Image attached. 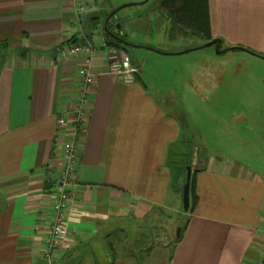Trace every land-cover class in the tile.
Wrapping results in <instances>:
<instances>
[{
  "label": "crops",
  "instance_id": "1",
  "mask_svg": "<svg viewBox=\"0 0 264 264\" xmlns=\"http://www.w3.org/2000/svg\"><path fill=\"white\" fill-rule=\"evenodd\" d=\"M83 5L0 0V264H264V178L226 158L193 170L190 138H180L185 117L176 115L185 111L173 102L167 111L137 75L124 82L105 73L103 32L94 37L83 23L97 30L101 21L82 20ZM208 7L211 35L225 49L264 53V0H208ZM74 40L94 45L95 81L78 136L67 234L48 259L62 165L56 121L75 106L81 79L80 62L58 53ZM187 163L193 208L175 233L158 217L183 194ZM162 227L173 240L156 248Z\"/></svg>",
  "mask_w": 264,
  "mask_h": 264
},
{
  "label": "rangeland",
  "instance_id": "2",
  "mask_svg": "<svg viewBox=\"0 0 264 264\" xmlns=\"http://www.w3.org/2000/svg\"><path fill=\"white\" fill-rule=\"evenodd\" d=\"M95 1L82 0L86 9L82 20L91 14L106 22L104 12L116 10L111 29L133 45L121 43L136 68L134 78L137 75V82L167 111L174 109L171 102L185 111L176 115L185 117L178 121L180 138H190L192 169L207 164L208 159L226 158L264 178V57L242 49L226 50L225 42L217 50L193 34L169 41L170 21L159 0ZM92 7L100 12H92ZM86 22L84 28L94 37L101 34L102 27L96 30ZM181 195L177 203L167 205L163 219L158 217V226L164 222L177 233L185 225L193 202L190 198L184 208ZM162 228L163 232L155 230L156 248L173 240V233L168 236Z\"/></svg>",
  "mask_w": 264,
  "mask_h": 264
},
{
  "label": "built area",
  "instance_id": "3",
  "mask_svg": "<svg viewBox=\"0 0 264 264\" xmlns=\"http://www.w3.org/2000/svg\"><path fill=\"white\" fill-rule=\"evenodd\" d=\"M80 9L82 7L80 6ZM105 46V41L101 42ZM106 61L105 73L113 74L124 82L133 80L136 68L131 65L130 57L122 50L115 47H108L103 51ZM95 47L90 42H77L62 47L58 53L60 60L76 58L79 63L80 82L78 87L77 101L73 108L57 117V124L63 130L61 135L66 133L61 145L62 167L56 176L57 195L52 204V221L50 224V235L44 247V253L49 254L52 247H57L63 236L67 234L64 224L65 211L68 205V192L73 186V177L76 172L77 156L79 152L78 136L81 123L87 116L85 106L89 97L91 86L95 81L93 71V57Z\"/></svg>",
  "mask_w": 264,
  "mask_h": 264
},
{
  "label": "trees",
  "instance_id": "4",
  "mask_svg": "<svg viewBox=\"0 0 264 264\" xmlns=\"http://www.w3.org/2000/svg\"><path fill=\"white\" fill-rule=\"evenodd\" d=\"M159 2L170 21L169 27L166 31L169 41H175L179 37H186L190 34L202 38L205 44L214 39L211 35L210 29L208 0H159ZM115 13L116 10L113 11L111 17H113ZM108 15L109 13H106L104 16L107 17ZM109 19L105 23L104 21L101 23L105 44H107L109 47L118 48L122 51H125L124 53H126V48L122 46L120 41L115 37L117 36L121 39L127 40L125 35L120 34L118 31L113 33L115 36L112 37L107 34V32H109L108 30H110L111 27L116 23H111L112 21H110ZM76 40L74 41L76 42ZM222 42L223 40L220 39L218 49H221ZM229 49H243L249 51L250 53L264 57V54L256 53L250 48L243 46H233L227 48L226 50ZM156 50L160 51L159 49ZM130 61L132 64L131 59Z\"/></svg>",
  "mask_w": 264,
  "mask_h": 264
},
{
  "label": "water",
  "instance_id": "5",
  "mask_svg": "<svg viewBox=\"0 0 264 264\" xmlns=\"http://www.w3.org/2000/svg\"><path fill=\"white\" fill-rule=\"evenodd\" d=\"M145 1H147V0H145ZM114 11V10H113ZM113 13V12H112ZM112 13H110L107 17H110L111 16V14ZM109 34L111 35V36H115L114 34H112V33H110L109 32ZM120 42H122L123 44H125V45H131L129 42H127L126 40H124V39H121V38H119V37H117V36H115ZM216 42V49L218 50V45H219V43H220V39L219 38H214V39H212V40H210L209 42H207V44L206 45H210V44H213V43H215ZM190 178H191V172H190V168L188 167L187 168V175H186V182H185V185H184V187H183V194H182V199H183V202H184V208H188V206H189V190H190Z\"/></svg>",
  "mask_w": 264,
  "mask_h": 264
},
{
  "label": "bare ground",
  "instance_id": "6",
  "mask_svg": "<svg viewBox=\"0 0 264 264\" xmlns=\"http://www.w3.org/2000/svg\"><path fill=\"white\" fill-rule=\"evenodd\" d=\"M74 43H77V42H74ZM70 44H73V43H70ZM69 45V44H68ZM64 47V46H63ZM103 49V46L101 47V50ZM60 51V50H59ZM94 58V57H93ZM135 81V78L133 77V80L132 81H130V82H134ZM89 108V99L87 100V104H86V106H85V109H88ZM57 123V122H56ZM57 126H58V124H57ZM59 127V126H58ZM60 128V127H59ZM66 135H69V134H65V135H62V136H60V138L58 139V141H59V143H60V147H61V145H62V143H63V140L65 139V136ZM61 167H62V165H61ZM77 164H76V169H77ZM61 169V168H60ZM60 169H59V171H60ZM58 171V172H59ZM69 197H70V191L68 192V200H69ZM55 247V246H54ZM54 247H52L51 249H50V252H49V254L48 255H46L45 253V255L47 256V258L49 259L50 258V254H51V251H52V249L54 248Z\"/></svg>",
  "mask_w": 264,
  "mask_h": 264
}]
</instances>
